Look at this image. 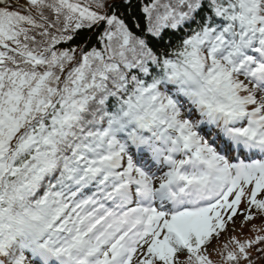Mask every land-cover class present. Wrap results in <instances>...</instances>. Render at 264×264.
Wrapping results in <instances>:
<instances>
[{"label":"snow or ice","instance_id":"1","mask_svg":"<svg viewBox=\"0 0 264 264\" xmlns=\"http://www.w3.org/2000/svg\"><path fill=\"white\" fill-rule=\"evenodd\" d=\"M258 218L264 0H0V264H257Z\"/></svg>","mask_w":264,"mask_h":264},{"label":"trees","instance_id":"2","mask_svg":"<svg viewBox=\"0 0 264 264\" xmlns=\"http://www.w3.org/2000/svg\"><path fill=\"white\" fill-rule=\"evenodd\" d=\"M24 2H25V0H23ZM261 219H256L255 221H253V224H258V222L260 221ZM260 226V225H259ZM251 227V226H250ZM250 227L246 230V232H245V234H246V236H248V237H252V236H254L255 235V233H253V232H250ZM213 243H214V241H213ZM253 255H255V252L253 253ZM212 258L214 259V260H217L218 259V257L216 256V255H213L212 256ZM257 264H264V261H258L257 262Z\"/></svg>","mask_w":264,"mask_h":264},{"label":"rangeland","instance_id":"3","mask_svg":"<svg viewBox=\"0 0 264 264\" xmlns=\"http://www.w3.org/2000/svg\"><path fill=\"white\" fill-rule=\"evenodd\" d=\"M20 3L21 4H23L24 3V1L23 0H20ZM237 221H239L240 220V217L238 216L237 218ZM251 224H253V221L252 222H250L248 225H245V227H244V229H242V231L245 233L246 232V230L251 226ZM257 226H261V225H264V220H260L259 222H258V224H256ZM237 227H239V224L237 223ZM261 234H264V233H261ZM222 239H224V236H223V234H222V237H221ZM214 243H216L215 241H214ZM213 255H215V254H213Z\"/></svg>","mask_w":264,"mask_h":264}]
</instances>
